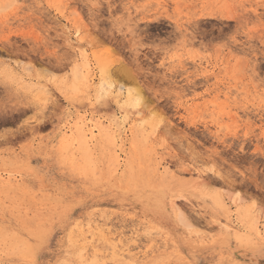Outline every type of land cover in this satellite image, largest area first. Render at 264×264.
<instances>
[{
    "label": "rangeland",
    "instance_id": "374dc122",
    "mask_svg": "<svg viewBox=\"0 0 264 264\" xmlns=\"http://www.w3.org/2000/svg\"><path fill=\"white\" fill-rule=\"evenodd\" d=\"M0 264H264V0H0Z\"/></svg>",
    "mask_w": 264,
    "mask_h": 264
},
{
    "label": "bare ground",
    "instance_id": "6f19581e",
    "mask_svg": "<svg viewBox=\"0 0 264 264\" xmlns=\"http://www.w3.org/2000/svg\"><path fill=\"white\" fill-rule=\"evenodd\" d=\"M78 40V39H77ZM80 41V40H79ZM107 66H108V68H107V70H105V78H107V80L109 79H111V67L113 66H111V62H109V61H107ZM115 69H117L116 70V73L120 76V77H122L124 80H126V81H130V82H135V79H134V77L130 74V72L128 71L129 69H127L126 68V66L124 67V66H119L118 68H115ZM113 72H114V70H113ZM115 73V74H116ZM129 92V91H128ZM120 93V92H119ZM126 93V92H125ZM121 94V93H120ZM126 95H127V99H126V101H125V103H124V119L123 120H127V119H130L132 116V120H133V118L135 119V120H137V119H141L142 117H143V114H144V112H145V109L149 106L148 104V101L147 100H145L142 96H141V93H139L138 92V94H136V97H134L135 95H132L131 93H126ZM117 102V101H116ZM87 119V118H86ZM94 119H95V117H94V115H91V118H90V120L88 121V123L87 124H92L93 125V130H91V132L93 133L94 132V129H96L97 128V123L94 121ZM122 119V118H121ZM99 120H101V119H99ZM130 121V120H129ZM128 121V122H129ZM100 123H102V122H104V121H99ZM109 123V122H108ZM116 125H119V123H115ZM85 127V126H84ZM131 127V126H130ZM129 127V128H130ZM89 129V128H88ZM96 131V130H95ZM98 131V130H97ZM111 131H113V132H115L114 131V125L113 124H111L110 123V125L108 126V132H111ZM72 133V132H71ZM73 134V133H72ZM114 134H116V133H114ZM95 136V135H94ZM75 138V137H74ZM93 138V137H92ZM75 140V139H74ZM95 141V140H94ZM116 141V140H115ZM73 142H76V141H73ZM118 142V141H117ZM90 143H91V141H90ZM73 144V143H72ZM117 144V143H116ZM75 145V144H74ZM120 145V144H119ZM167 171L169 170V169H166ZM187 171V170H186ZM191 173V172H190ZM203 173L204 172H202V171H200V170H195V174H197V176H198V179H203ZM205 178V177H204ZM175 206V205H174ZM176 209H177V207H176ZM100 225H102V224H100ZM98 223H96L95 222V224H93V226H90L89 227V229H94V230H98V231H104V229L106 228V227H103V226H100ZM222 225H223V223H221L219 220L217 221V226L220 228V229H222ZM105 226V225H104ZM225 227V226H224ZM228 226H226V229H228L227 228ZM243 237V236H242ZM235 238H238L239 239V237H235ZM121 241H124V242H126L127 240H121ZM240 242H241V240H240ZM123 247H126L128 250H130V248L132 247L130 244H124L123 245ZM136 247H138V246H136ZM133 248H135V247H133ZM132 248V249H133ZM83 252V251H82Z\"/></svg>",
    "mask_w": 264,
    "mask_h": 264
}]
</instances>
